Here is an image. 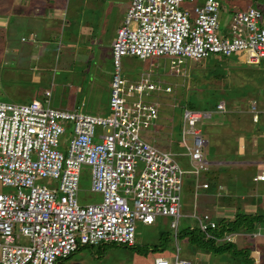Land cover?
<instances>
[{
    "label": "built area",
    "instance_id": "2783aa9c",
    "mask_svg": "<svg viewBox=\"0 0 264 264\" xmlns=\"http://www.w3.org/2000/svg\"><path fill=\"white\" fill-rule=\"evenodd\" d=\"M220 8V0H131L111 42L114 72L108 115L51 107L49 91L43 104L36 99L0 101V182L13 189L0 192V264H59L81 246H133L136 221L151 225L157 217H170L171 227L177 228L184 175L197 177L209 167L208 140L196 125L225 113L226 104L222 100L214 110H182L179 145L189 161L186 170L175 157L179 153L141 135L156 125L160 112L158 104L145 97L169 93L171 86L150 73L125 78L121 59L164 56L174 68L175 62L186 59L243 52V62L262 63V12L250 5L235 11L224 26ZM249 112L253 122H261L264 135V108L252 102ZM85 167L90 171L89 190L100 195L99 201L79 200ZM42 179L51 183H39ZM254 180L264 182V171ZM201 186L207 188L208 183ZM216 225L206 214L198 217L206 238H212L209 231ZM21 236L26 243L19 242ZM154 264L172 263L159 255ZM173 264L190 262L177 254Z\"/></svg>",
    "mask_w": 264,
    "mask_h": 264
},
{
    "label": "rangeland",
    "instance_id": "374dc122",
    "mask_svg": "<svg viewBox=\"0 0 264 264\" xmlns=\"http://www.w3.org/2000/svg\"><path fill=\"white\" fill-rule=\"evenodd\" d=\"M87 1L89 4L80 8L82 10L81 18L84 23L92 25L94 32L96 31L95 44L91 47L84 48L82 46L73 50L70 53L74 55L72 58L73 63H71L72 67L69 68L71 70L64 71L62 65L54 64V62L48 63L53 59L50 56L47 57L50 60L39 56L38 47L34 52L36 56L33 54L32 60L28 62L18 61L15 64L9 60V63V55H6L3 62L0 63V101L23 103L36 98L43 104L47 99L45 92L49 91L51 107L78 109L88 114H109V87L113 73L110 43L115 37L116 27L118 28L121 25L120 23L130 0ZM257 1L263 2V0ZM191 2L186 1L188 4ZM220 2L221 8L218 18L224 26L230 23L232 14L235 11L244 9L249 5L248 0H220ZM195 3L200 4L201 2ZM245 55V53L242 56L237 53L229 59L227 58L228 61L220 62L228 69L227 76L222 78L210 75V73L207 76L206 65H201L199 62L191 63L187 59L175 62V67L172 68L171 59L164 56L146 60H140L132 56L122 57L121 71L125 78L135 80L142 73H150L154 79L161 80L171 86L169 93L151 94L145 97L147 101L156 102L160 112L156 125L145 130L141 134L142 137L149 143L165 150L170 149L177 153L185 152L179 145L181 141L180 107L185 104L189 95L197 97L200 101L207 97L208 88L216 89L221 94L227 93L225 92L227 90L229 92L239 90V94L233 95L228 100L219 99L226 104L227 110L225 113H216L210 119H205L196 125L208 140L206 158L212 159L215 154H219L217 147H222V144L217 131L222 127H218L220 125L217 122L226 123L230 121L233 123L234 121L235 123L239 119L240 121L241 119H250L246 109L252 100H255L259 106H264V88L257 89L255 91L257 95H253L251 87L258 85L264 87V64L259 66L243 62L241 58ZM61 57H58L59 60L57 58V62L61 63ZM204 60L206 63H214L216 60L221 59L212 55ZM14 65L24 69L18 74H21L22 77L17 78L4 74V70ZM47 67H50V70ZM54 67L55 69H53ZM56 67L59 69H56ZM39 68H45L46 70L41 74ZM256 78H261V80H256ZM246 87L248 89L243 93V88ZM232 129L236 130V128ZM67 137L68 134L63 135V145L67 141ZM187 142L189 145L193 143L189 135L187 136ZM225 142L227 143V141ZM220 147L219 149H221ZM206 174L209 173L204 171L197 177L192 174L184 175L181 216L178 219L176 229L171 227L172 219L170 217H157L153 225H145L141 221H136L134 246L117 243L102 244L98 247L81 246L71 256L60 260L59 264H154V258L157 255L167 257L170 263L173 264L177 254L180 258L188 260L190 264H224V259L213 258L210 254L199 251L194 252V246L178 239L175 234L177 229L197 226L198 217H203L206 214V212H199L193 206L194 186L196 187L197 182L202 181ZM39 183L49 184L51 181L42 179ZM89 189L90 171L88 167H85L79 190L81 203L95 202L101 199L99 194L92 193ZM12 190V188L3 186L0 182V192ZM262 241L263 239L259 240V245L264 242ZM19 242L24 244L27 240L21 236ZM244 244L250 245V240H246ZM155 246L158 249L152 250L155 249ZM177 247L179 251H177Z\"/></svg>",
    "mask_w": 264,
    "mask_h": 264
},
{
    "label": "crops",
    "instance_id": "0c3cea01",
    "mask_svg": "<svg viewBox=\"0 0 264 264\" xmlns=\"http://www.w3.org/2000/svg\"><path fill=\"white\" fill-rule=\"evenodd\" d=\"M248 1L247 7L264 5V0ZM87 4H89L87 0H0V63L6 55H9L8 61L11 60L15 64L18 61L28 62L32 60L33 54L36 56L34 52L38 47L39 56L45 57L46 60H50L47 58L49 56L53 58L48 63L62 65L63 71L71 70L69 68L72 67L74 55L70 53L82 46L91 47L97 37L92 25L84 23L81 18L80 8ZM116 30L117 27L115 34ZM58 57H61V63L57 62ZM263 64L262 62L257 65ZM47 69L50 70V67ZM44 70L46 69L39 68L41 74L45 72ZM22 71L24 69L14 65L4 70V74L18 78L22 77L21 74L18 75ZM258 79L261 80L256 78ZM251 87L253 95H257L255 92L257 89L264 88L260 85ZM34 99L36 98L31 100ZM252 101L246 109L250 119L241 121L236 119L235 123L217 122L220 125L218 127H222L217 131L222 147H217L219 154L207 159L209 167L206 172L209 174L197 182L196 187L194 186V208L201 213L206 212L214 221L231 220L238 213L264 216V182L254 180V176L264 171V135L261 122H253L251 118L249 108ZM258 107L264 108L259 105ZM173 153L177 154L175 151ZM175 157L183 168L190 169L186 155L179 153ZM205 182L208 183L207 188L201 186ZM181 230L177 229L175 234ZM241 235L248 236L250 245H253L250 257L254 259V264H264V222L256 223L252 230L236 231L221 239L230 238L236 243ZM260 239H263L261 245ZM156 249L158 248L152 250ZM177 250L179 251L178 247Z\"/></svg>",
    "mask_w": 264,
    "mask_h": 264
},
{
    "label": "trees",
    "instance_id": "16d2710c",
    "mask_svg": "<svg viewBox=\"0 0 264 264\" xmlns=\"http://www.w3.org/2000/svg\"><path fill=\"white\" fill-rule=\"evenodd\" d=\"M257 1V0H256ZM258 8L264 17V5L257 4L255 5ZM264 24V21H263ZM112 52V47H111ZM214 57L220 58L221 60H216L214 63H206L203 60L193 61L199 62V64L206 65L205 68L208 71L207 76L215 75L218 78L227 76L228 69L223 66L221 63L223 61H228L229 57L223 55H214ZM113 58V54H112ZM209 58V57H208ZM206 58V59H208ZM228 58V59H227ZM112 61V60H111ZM221 62V63H220ZM113 65V64H112ZM206 71V72H207ZM114 72V68H113ZM112 77V75H111ZM246 88H243V93L246 91ZM237 91L229 90L225 91L227 93H219L216 89L208 88L207 97L198 101L197 97L189 95L188 100L183 106L180 107L181 115L184 108L195 109V110H214L219 99H230L235 94H239ZM238 92V93H237ZM182 126L180 120V128ZM264 222V216L262 215H245L238 213L234 216V219H220L216 221L217 225L214 229H210L209 233L212 235V238H206L204 233L199 229L198 226L191 228L186 227L177 233L179 239H185L188 243L194 246V252H202L205 254H210V256L217 257L218 259H224V264H254V259L250 257V251L253 245L244 244L246 240H249L248 236L245 235L239 236L238 241L235 243L230 238L221 239L224 236L230 235L233 232L240 230H252L256 223ZM112 244V243H110ZM135 245V244H134ZM133 245V246H134ZM156 248V246H155Z\"/></svg>",
    "mask_w": 264,
    "mask_h": 264
},
{
    "label": "bare ground",
    "instance_id": "6f19581e",
    "mask_svg": "<svg viewBox=\"0 0 264 264\" xmlns=\"http://www.w3.org/2000/svg\"><path fill=\"white\" fill-rule=\"evenodd\" d=\"M239 53V55H241L242 56V54H243V52H238ZM237 54V53H236ZM241 59H243V58H241Z\"/></svg>",
    "mask_w": 264,
    "mask_h": 264
},
{
    "label": "clouds",
    "instance_id": "9594fccd",
    "mask_svg": "<svg viewBox=\"0 0 264 264\" xmlns=\"http://www.w3.org/2000/svg\"><path fill=\"white\" fill-rule=\"evenodd\" d=\"M255 65H257V64H255Z\"/></svg>",
    "mask_w": 264,
    "mask_h": 264
}]
</instances>
